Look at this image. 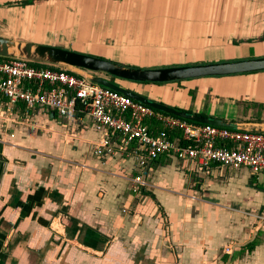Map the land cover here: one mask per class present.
Segmentation results:
<instances>
[{
  "label": "crops",
  "instance_id": "crops-1",
  "mask_svg": "<svg viewBox=\"0 0 264 264\" xmlns=\"http://www.w3.org/2000/svg\"><path fill=\"white\" fill-rule=\"evenodd\" d=\"M0 36L142 68L230 60L225 51L244 59L264 56V0H0ZM114 81L178 110L264 130L248 105L264 101V70ZM144 125L162 127L153 118ZM104 135L84 114L25 113L0 98V264H264V178L168 153L140 165L132 144L99 158L92 146Z\"/></svg>",
  "mask_w": 264,
  "mask_h": 264
},
{
  "label": "built area",
  "instance_id": "built-area-1",
  "mask_svg": "<svg viewBox=\"0 0 264 264\" xmlns=\"http://www.w3.org/2000/svg\"><path fill=\"white\" fill-rule=\"evenodd\" d=\"M0 98L9 107L23 104L25 113L39 108L61 118L86 115L95 129L106 133L92 146L99 158L112 154L115 147L123 151L132 144L131 153L140 165L145 159L168 153L193 160L199 168L214 163L264 176V131L187 121L64 69L0 57ZM146 118L160 123L161 129L150 132L144 125ZM167 130L177 131V138L170 139ZM140 179L136 175L132 180L133 194L139 192Z\"/></svg>",
  "mask_w": 264,
  "mask_h": 264
},
{
  "label": "water",
  "instance_id": "water-1",
  "mask_svg": "<svg viewBox=\"0 0 264 264\" xmlns=\"http://www.w3.org/2000/svg\"><path fill=\"white\" fill-rule=\"evenodd\" d=\"M0 57L23 59L34 64L64 69L76 73L91 82L119 92L159 112L170 114L191 122L211 124L229 129L241 128L239 125L229 121L206 117L196 113H189L184 110H178L152 101L119 86L114 79L109 80L108 76L128 81L161 83L195 77L224 76L264 70V56L142 68L119 64L100 57L58 46H50L28 41H16L1 36ZM75 70H78V72H75ZM243 130L264 131L260 128Z\"/></svg>",
  "mask_w": 264,
  "mask_h": 264
},
{
  "label": "rangeland",
  "instance_id": "rangeland-1",
  "mask_svg": "<svg viewBox=\"0 0 264 264\" xmlns=\"http://www.w3.org/2000/svg\"><path fill=\"white\" fill-rule=\"evenodd\" d=\"M224 56H225V58L226 59H230V60H236V59H233L234 57H232V58H230V56H231V53L230 52H228V51H225V53L223 54ZM229 57V58H228ZM187 58V57H186ZM251 58V57H250ZM224 59V58H223ZM243 59V58H242ZM211 61V60H210ZM220 61H223V60H220ZM103 75V74H102ZM104 76H106V75H104ZM109 77V80H113V79H111V77L110 76H108ZM113 78V77H112ZM221 88H223V86H221ZM245 105H247L246 103L245 104H242L241 103V101H238V102H236L235 103V108L237 109V111L238 110H241L242 109V111L239 113V114H245L246 112V110H247V108H244L245 107ZM248 105H250V107H251V109H250V111H251V115H253L254 117H258L259 115L260 116H264V101H262V102H255V104L254 105H251V104H248ZM244 106V107H243ZM258 180H260V181H262V178H264V177H260V176H258ZM226 264H237V259L236 260H230V261H228Z\"/></svg>",
  "mask_w": 264,
  "mask_h": 264
},
{
  "label": "trees",
  "instance_id": "trees-1",
  "mask_svg": "<svg viewBox=\"0 0 264 264\" xmlns=\"http://www.w3.org/2000/svg\"><path fill=\"white\" fill-rule=\"evenodd\" d=\"M33 65H36V64H34V63H32ZM111 79H114V78H112L111 77ZM167 135H168V137L170 138V139H173V136L175 135V133L174 134H172V132L171 131H167ZM259 243V239L255 236L253 239H251L249 242H247L243 247L246 249V251H250L255 245H257ZM226 258V256L225 255H223L222 256V259H225Z\"/></svg>",
  "mask_w": 264,
  "mask_h": 264
}]
</instances>
